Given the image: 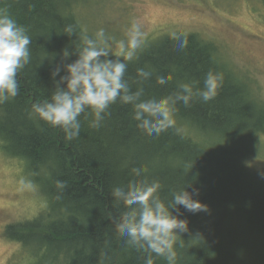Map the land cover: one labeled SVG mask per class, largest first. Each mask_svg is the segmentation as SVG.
I'll list each match as a JSON object with an SVG mask.
<instances>
[{
	"label": "trees",
	"instance_id": "16d2710c",
	"mask_svg": "<svg viewBox=\"0 0 264 264\" xmlns=\"http://www.w3.org/2000/svg\"><path fill=\"white\" fill-rule=\"evenodd\" d=\"M80 1L0 0V15L12 17L32 40L31 62L17 74L18 95L0 104V152L21 160L42 184L36 186L44 204L50 202L46 226L41 204L29 234L4 237L54 250L45 264H144L147 253L128 245L117 231L127 208L115 204L111 193L147 178L160 182L165 202L173 191L190 185L187 190H198L194 198L209 208L193 214L180 206L179 213L173 212L188 221L190 230L177 243V264H264V171L254 162L264 133V103L253 84L222 60L214 43L196 33L177 35L188 39L187 47L179 49L173 35H166L143 44L126 62L125 78L133 91L144 88L142 99L167 96L182 83L202 88L209 71L224 77L214 100H196L188 108L178 104L175 128L159 136L140 130L132 105L119 100L99 128L91 126L90 111L87 118L82 114L80 134L71 141L33 113L31 106L50 101L54 91L47 58L55 55L59 63L62 49L71 51V43H78L64 28L75 25L78 35L96 32L83 25ZM138 68L152 77L138 84ZM157 76L171 79L159 85ZM133 168L146 171L136 177ZM57 181L65 187L58 188ZM154 264L166 261L154 255Z\"/></svg>",
	"mask_w": 264,
	"mask_h": 264
},
{
	"label": "clouds",
	"instance_id": "9594fccd",
	"mask_svg": "<svg viewBox=\"0 0 264 264\" xmlns=\"http://www.w3.org/2000/svg\"><path fill=\"white\" fill-rule=\"evenodd\" d=\"M63 33L69 38L75 36L71 41L78 40V43H71V51L68 47L62 49L59 63L54 62L55 55L50 59L45 57L52 64L50 78L54 91L50 101L34 103L31 107L39 119L62 129L69 141L80 134L82 114L87 118L90 111L94 117L91 126L99 128L109 107L118 100L132 105L133 119L138 122L140 130L148 136H159L175 128L178 104L188 108L196 100L204 103L212 101L223 85V75L209 71L202 88L194 83H182L177 91L167 96L142 99L144 88L140 86L133 91L125 78L126 62L134 59L144 43L139 22L132 21L126 40H113L106 35L104 28L98 29L94 36L78 35L76 26L72 24L67 25ZM172 38L178 41L179 49L187 47L186 35L180 37L173 34ZM31 43L23 26L8 15H0V104L18 95L17 74L31 62ZM73 55L76 59L65 63ZM136 75L137 83L142 84L153 74L138 68ZM169 79L171 77L157 76L156 83L165 85ZM192 168L193 164L189 165L188 172ZM142 171L146 170L132 169L136 177H140ZM19 184L22 188L31 187V182L24 178L20 179ZM57 187L62 189L65 185L57 181ZM161 187L158 180L145 178L130 181L126 186L114 187L111 193L115 204L122 203L127 208L121 213L117 231L128 245L147 253L144 264H154V255L163 258L166 264H177V243L184 241L181 235L190 231L188 221L173 214L174 211L179 213L180 206L193 214L209 210L206 204L194 198L199 195L198 190H187L190 185L173 191L167 202L161 198Z\"/></svg>",
	"mask_w": 264,
	"mask_h": 264
},
{
	"label": "rangeland",
	"instance_id": "374dc122",
	"mask_svg": "<svg viewBox=\"0 0 264 264\" xmlns=\"http://www.w3.org/2000/svg\"><path fill=\"white\" fill-rule=\"evenodd\" d=\"M81 1L77 13L83 25L95 31L104 28L106 35L115 41L126 40L134 20L141 25L143 44L166 35H200L215 44L222 60L227 61L240 77L253 84L264 103V0ZM259 148L254 162L264 171V133ZM25 167L21 160L0 152V264H45L51 262L55 254L48 247L38 249L35 241L19 245L4 237L5 233L7 237L14 232L29 234L33 228L31 224L39 220L40 212H37L44 204L36 186L42 187V184ZM21 178L30 181L31 187L22 188ZM44 205L41 218L46 226L50 202L45 201ZM14 224L22 225L8 230Z\"/></svg>",
	"mask_w": 264,
	"mask_h": 264
}]
</instances>
